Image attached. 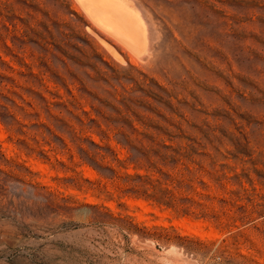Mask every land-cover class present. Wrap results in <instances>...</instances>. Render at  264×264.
Listing matches in <instances>:
<instances>
[{
	"label": "rangeland",
	"instance_id": "1",
	"mask_svg": "<svg viewBox=\"0 0 264 264\" xmlns=\"http://www.w3.org/2000/svg\"><path fill=\"white\" fill-rule=\"evenodd\" d=\"M137 2L0 0V264H264V0Z\"/></svg>",
	"mask_w": 264,
	"mask_h": 264
},
{
	"label": "bare ground",
	"instance_id": "2",
	"mask_svg": "<svg viewBox=\"0 0 264 264\" xmlns=\"http://www.w3.org/2000/svg\"><path fill=\"white\" fill-rule=\"evenodd\" d=\"M78 2L92 22L111 34L112 38H117L118 40H115L125 46L123 47L129 51L131 57L141 59L143 56L150 57L152 50L157 52L158 43L155 41L157 45L154 48L150 19L146 17L145 6L142 8L139 4L141 2L138 3L137 0H78ZM107 47L114 56L121 59L115 46L107 44Z\"/></svg>",
	"mask_w": 264,
	"mask_h": 264
}]
</instances>
